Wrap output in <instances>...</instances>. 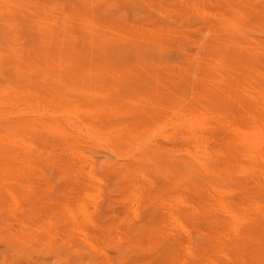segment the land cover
<instances>
[{
  "label": "bare ground",
  "instance_id": "bare-ground-1",
  "mask_svg": "<svg viewBox=\"0 0 264 264\" xmlns=\"http://www.w3.org/2000/svg\"><path fill=\"white\" fill-rule=\"evenodd\" d=\"M112 1L0 0L4 263L264 264V0Z\"/></svg>",
  "mask_w": 264,
  "mask_h": 264
},
{
  "label": "rangeland",
  "instance_id": "rangeland-1",
  "mask_svg": "<svg viewBox=\"0 0 264 264\" xmlns=\"http://www.w3.org/2000/svg\"><path fill=\"white\" fill-rule=\"evenodd\" d=\"M124 1H125V3H123L122 0H120L119 3L118 2H115V1H112L111 2V16H113V17H124L125 19H128V20H134V19H136L138 17H142V18L145 17L147 20H152L151 18H153L154 20L148 21V22H147L146 19H143V20H146L145 21L146 23L145 22L144 23L147 24V23H150L151 22L152 23L151 24L152 26H154V25L155 26H159L161 28V31L162 30H165L167 28H170V27H175V28L177 27L178 30H183V29H188V28L192 27L193 25L197 24V22L196 23H191V21L192 22L197 21L196 18L195 19L194 18L193 19L192 18H188L186 15H185L186 17L181 18V15H184V14H182V13L173 14L174 11H172V13H170L171 12L170 11L171 6H172V4H175V1L168 2V0H166V1L165 0H157L159 2L158 3V2H156V0H149L150 2L151 1H153V2L155 1V3L158 4V5L157 4L156 5L159 7L160 11L157 13V15H151V13L148 10L147 11L146 10L145 11H141L140 13H138L139 14L138 17L135 16L136 15V11H134L135 8L132 7V6H129L127 4V1L128 0H124ZM163 2H164L165 5L163 4ZM55 3H56L55 1L52 2V5H54ZM167 3H169L171 5H169V4L167 5ZM66 6H68V4ZM129 11H130L131 15H130ZM167 12H169L168 15H167ZM141 14H142V16H141ZM157 16H158V18H156ZM160 17L161 18L163 17L165 20L163 18L161 19ZM148 18H150V19H148ZM185 18L187 19V21L186 20H183ZM172 20H173V22H172ZM175 20H176V22H175ZM2 31H3V29H1V26H0V32H2ZM205 32H206L205 29H201L200 30V34L201 35H204ZM171 54L172 55L170 56L171 57L170 59L171 60H174L175 63H181L179 61H183L184 60L182 54L181 53H178L176 49L173 50L171 52ZM81 88L82 87H79V88H76V89L77 90H81ZM52 89H53V87H52ZM115 127H117V125H115ZM95 156H97L96 157V160H97L98 165L101 164L106 159L103 154H95ZM54 183H55L54 184L55 186L57 184L56 188L58 189V192H60L61 191L60 189H62L63 187H62L61 183L58 181V178H56L54 180ZM58 184H60V185L58 186ZM60 194L63 195L64 194V190H62L59 194L58 193H54L52 196H49L48 199H52V198L55 199V198H57L58 200H62V195H60ZM0 251L2 253H4V254L10 256V252H7L4 247H0ZM9 262H11V261H9ZM0 264H5L4 263V259L1 256H0ZM35 264H58V263L55 261V259H49V260H44L43 259V260H38Z\"/></svg>",
  "mask_w": 264,
  "mask_h": 264
}]
</instances>
